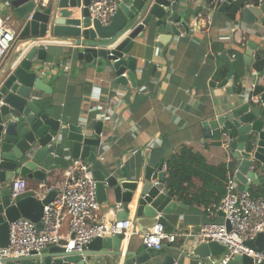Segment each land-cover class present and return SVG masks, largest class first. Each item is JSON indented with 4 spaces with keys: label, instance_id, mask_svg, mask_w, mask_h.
I'll return each mask as SVG.
<instances>
[{
    "label": "water",
    "instance_id": "obj_1",
    "mask_svg": "<svg viewBox=\"0 0 264 264\" xmlns=\"http://www.w3.org/2000/svg\"><path fill=\"white\" fill-rule=\"evenodd\" d=\"M91 0H48L43 6L39 0H11L7 6L13 11L21 27L19 40L27 48L21 55H14L9 66L0 74V248L9 244L10 224L26 219L43 229L44 207L58 195L52 191L41 199L38 192L30 190L12 198L11 183L16 178L46 182L56 168L68 169L75 161H81L96 181L97 201L107 204V192L113 191L116 203L124 206L119 220L128 219V205L134 202L139 185L142 188L137 199L138 219H157L164 226L166 216L175 213L178 203L165 187L163 164L158 168L146 166L131 175L126 168L119 170L105 166L99 160L95 148L101 145L103 123L97 122L94 136L82 125H68L48 112L52 101L42 100L39 94L50 95L52 89L39 75L40 63L46 62L51 41L68 43V54L94 67L96 60L104 66H112L121 85L137 88V60L130 56L137 38H156L158 46L168 37L179 35L176 25L189 29L180 14L181 0H121L108 26L92 20L89 13ZM230 0L221 4L225 12ZM80 18H72L75 11ZM243 14L251 23L264 24V3L260 7L245 8ZM115 48H109L119 39ZM253 51V46L251 45ZM222 58L233 65L229 56ZM252 66V53L248 55ZM105 66V67H106ZM257 72L253 82L264 76V59L253 65ZM126 74L127 77H122ZM250 100L231 102L224 114L204 124L207 135L221 132L228 142L232 158L238 163L234 172V184L238 192H250L264 178V86L257 85ZM131 177H133L131 179ZM121 215V214H119ZM228 226V224H227ZM124 235L104 234L84 247L82 253H67L62 246H52L30 257L0 260V264H120L123 255ZM246 245L254 251H264V234ZM148 250L137 256L127 252L133 264H143L151 259ZM226 249L218 243L201 244L193 248L192 256L203 260L202 264H223ZM176 259L166 256L163 264H175ZM126 264V263H125ZM227 264H254L248 256H235Z\"/></svg>",
    "mask_w": 264,
    "mask_h": 264
},
{
    "label": "crops",
    "instance_id": "obj_2",
    "mask_svg": "<svg viewBox=\"0 0 264 264\" xmlns=\"http://www.w3.org/2000/svg\"><path fill=\"white\" fill-rule=\"evenodd\" d=\"M10 1L0 0V22L19 30L21 23L7 6ZM221 4L217 2L211 8L208 0H181L180 14L189 29L177 24L180 34L170 35L162 47L158 46L161 30L156 38H137L130 52L137 60V88L119 84L116 71L106 66L107 63L105 67L101 60H96L94 67L77 60L68 54V43L58 40L47 43V60L39 64V75L52 93H40L39 98L52 101L48 112L56 119L68 125H82L91 136L96 123H103L101 145L95 152L105 166L116 170L123 167L133 175L146 166L158 168L163 164L166 180L168 161L188 149L199 155L205 166L225 165L229 170L227 188L230 181L234 183L238 163L231 156L229 143L223 141V133L207 135L204 124L224 114L229 103L252 98L249 88L257 76L253 65L264 59V24L259 19L253 23L247 21L250 19L243 14L245 8L235 20H230L225 16L228 7L223 13L219 11ZM75 12L72 18H80V11ZM199 17L210 18V25L194 32L192 24ZM122 40L123 37L109 48H115ZM26 48L19 40L1 63L0 74L14 55H21ZM250 53L252 66H248L246 59ZM223 55L229 56L233 65ZM237 64L242 74L241 92L236 90L234 81ZM64 66L70 70L66 71ZM69 169L56 168L45 183L29 181L30 190L39 191L43 184L61 186ZM195 169L200 175H193L185 183L181 197L171 193L178 207L174 214L166 216L169 222L166 228L170 232L195 234L204 225L225 223L224 215L214 210V200L220 198L216 188L223 183L222 179L203 166ZM259 175L264 178V171H259ZM210 182L214 184L212 187ZM165 187L168 188L166 181ZM141 188L140 184L134 202L128 205L126 220L132 221L133 232L125 236L120 264H133L126 257L127 252L140 256L148 251L143 237L158 224L157 219L136 217ZM107 197V204L98 203L92 222L104 218L125 221L118 219L124 206L116 203L113 191H108ZM60 231L64 236L70 235L67 222ZM194 247L192 239L180 238L174 246H165L161 252L150 250L151 259L143 264H163L166 256L174 257L175 264H200L203 260L191 254Z\"/></svg>",
    "mask_w": 264,
    "mask_h": 264
},
{
    "label": "built area",
    "instance_id": "obj_3",
    "mask_svg": "<svg viewBox=\"0 0 264 264\" xmlns=\"http://www.w3.org/2000/svg\"><path fill=\"white\" fill-rule=\"evenodd\" d=\"M45 6L48 0H39ZM89 13L92 20L101 26H108L114 17L121 0H91ZM225 0H216V3ZM242 3L244 8L260 7L264 0L254 4L252 0H230V4ZM210 25V18L199 17L193 24L194 32L205 30ZM19 41V33L11 24L0 22V65ZM69 71V66H64ZM122 77H127L123 74ZM261 79V78H260ZM257 85L264 86V76L253 82L249 88L252 95ZM252 97V96H251ZM250 101L257 103L256 97ZM96 181L81 161H75L67 172V179L61 186L41 185L38 197L44 199L52 191L58 195L51 204L44 207L42 217L43 229L39 231L35 223L20 219L10 224L9 244L0 248V260L26 258L32 253H40L52 246H62L67 253H82L84 247L104 234L130 235L133 223L130 220L117 221L101 219L92 222L99 204L96 194ZM12 198L30 191L29 182L16 178L11 183ZM225 197L214 207L215 213L224 215V224H208L202 226L195 234L173 233L162 224H156L143 237L148 250L161 252L165 246H174L180 238H190L194 246L218 243L226 249L223 264H227L235 256H248L254 264H264V251H254L246 243L254 241L259 234H264V198H252L249 192H238L235 184H227ZM120 206H118V210ZM67 222L70 235L61 234V227ZM228 224V226H227ZM193 253V250L191 254ZM202 264V263H200Z\"/></svg>",
    "mask_w": 264,
    "mask_h": 264
},
{
    "label": "trees",
    "instance_id": "obj_4",
    "mask_svg": "<svg viewBox=\"0 0 264 264\" xmlns=\"http://www.w3.org/2000/svg\"><path fill=\"white\" fill-rule=\"evenodd\" d=\"M259 0H252L254 4H257ZM209 6L211 8L216 7V0H208ZM244 9V6L242 3H232L228 6L225 16L230 20H235L239 13ZM235 85L236 90L238 92H241V83L240 80L242 78V74L239 73V65H236L235 69ZM203 159L196 154H193L188 149H183L182 154L178 157H173L171 160L167 163V174L168 177L166 179V184L168 189L171 191L172 194L179 195L181 197V193L184 191L185 183L190 180V178L197 174L200 175V171L197 172L195 169L196 166L204 167L209 172L216 174L217 176H220L223 183L219 184V186L216 188V190L220 193L219 200H214L216 202V205L220 204L221 200L226 195V183L229 180V170L225 165H221V167H209L202 164ZM196 170V171H195ZM191 175V176H190ZM212 181V180H211ZM211 187L214 185L213 182H210ZM250 194L252 198H264V182L261 184L260 187H257L256 189H253L250 191ZM199 203V201H197ZM211 202V200L209 201ZM213 202V201H212ZM166 227V226H165ZM167 229V228H166ZM168 230V229H167ZM169 231V230H168Z\"/></svg>",
    "mask_w": 264,
    "mask_h": 264
}]
</instances>
